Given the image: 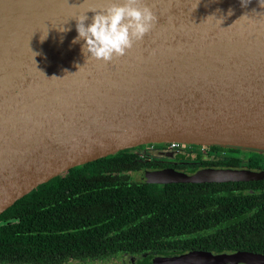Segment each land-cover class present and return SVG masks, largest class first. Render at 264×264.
<instances>
[{"label":"water","instance_id":"1","mask_svg":"<svg viewBox=\"0 0 264 264\" xmlns=\"http://www.w3.org/2000/svg\"><path fill=\"white\" fill-rule=\"evenodd\" d=\"M171 142L264 152V0H0V214L71 168ZM255 173L111 172L159 184ZM238 256L178 249L146 259Z\"/></svg>","mask_w":264,"mask_h":264},{"label":"trees","instance_id":"2","mask_svg":"<svg viewBox=\"0 0 264 264\" xmlns=\"http://www.w3.org/2000/svg\"><path fill=\"white\" fill-rule=\"evenodd\" d=\"M124 153L71 168L1 213L20 214L22 222L0 226V254L55 260L117 246L132 251L161 247L167 240L163 233L184 234L206 208H233L226 193L212 190L215 183H145L111 174L136 170ZM34 216L37 221L29 226Z\"/></svg>","mask_w":264,"mask_h":264},{"label":"flooded vegetation","instance_id":"3","mask_svg":"<svg viewBox=\"0 0 264 264\" xmlns=\"http://www.w3.org/2000/svg\"><path fill=\"white\" fill-rule=\"evenodd\" d=\"M136 166L141 168H192L201 166H237L254 170L255 176L245 180L211 181L213 191L226 193L233 208H206L199 214L201 221L184 234L170 236L163 233L165 240L161 247L139 250L113 247L103 253L79 252L63 254L53 258L38 259L20 255H1L0 264H148L147 256L158 250L194 249L210 250L215 253H243L245 258L233 257L224 264H264V152L223 147L219 145H183L171 147V143H147L124 149ZM157 152H167L163 156ZM133 170V169H132ZM227 182L228 185H219ZM205 183V182H202ZM251 190L254 192H245ZM36 216L30 218L29 226ZM22 216H2L0 226L19 224ZM184 241V242H182Z\"/></svg>","mask_w":264,"mask_h":264},{"label":"built area","instance_id":"4","mask_svg":"<svg viewBox=\"0 0 264 264\" xmlns=\"http://www.w3.org/2000/svg\"><path fill=\"white\" fill-rule=\"evenodd\" d=\"M179 145V143L177 142H171V147H177Z\"/></svg>","mask_w":264,"mask_h":264}]
</instances>
